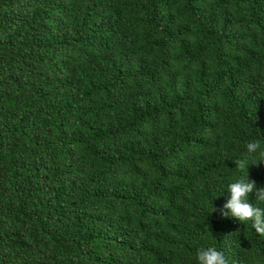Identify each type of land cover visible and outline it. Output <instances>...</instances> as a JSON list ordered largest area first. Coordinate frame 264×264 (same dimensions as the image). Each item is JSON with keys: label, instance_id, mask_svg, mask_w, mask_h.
Masks as SVG:
<instances>
[{"label": "trees", "instance_id": "1", "mask_svg": "<svg viewBox=\"0 0 264 264\" xmlns=\"http://www.w3.org/2000/svg\"><path fill=\"white\" fill-rule=\"evenodd\" d=\"M251 140L264 0H0V264H264Z\"/></svg>", "mask_w": 264, "mask_h": 264}, {"label": "clouds", "instance_id": "2", "mask_svg": "<svg viewBox=\"0 0 264 264\" xmlns=\"http://www.w3.org/2000/svg\"><path fill=\"white\" fill-rule=\"evenodd\" d=\"M247 154L253 156V162L248 163L244 159L234 161L237 168L246 171L248 164L264 165V146L259 140H251L246 144ZM247 176V175H246ZM230 198L223 205L221 216L231 217L244 225L251 222L252 228L261 236H264V209L248 203L250 193H254L256 200L264 202V187H256L254 181L246 177L237 179L227 185ZM239 232V230L237 231ZM196 264H228L227 258L215 247L199 249L195 256Z\"/></svg>", "mask_w": 264, "mask_h": 264}]
</instances>
